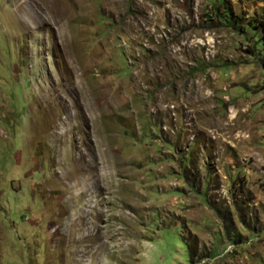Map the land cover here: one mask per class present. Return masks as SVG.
<instances>
[{"label":"rangeland","instance_id":"rangeland-1","mask_svg":"<svg viewBox=\"0 0 264 264\" xmlns=\"http://www.w3.org/2000/svg\"><path fill=\"white\" fill-rule=\"evenodd\" d=\"M256 21L264 0H0V264H264Z\"/></svg>","mask_w":264,"mask_h":264},{"label":"trees","instance_id":"trees-1","mask_svg":"<svg viewBox=\"0 0 264 264\" xmlns=\"http://www.w3.org/2000/svg\"><path fill=\"white\" fill-rule=\"evenodd\" d=\"M230 12L232 13V11H230ZM224 19L227 22L231 23L233 26H236V20H234L232 14L231 15L230 14L224 15ZM259 26L263 27V29H264V21H256V24L253 27L258 28ZM261 40H263V42H264V36H263V39H261Z\"/></svg>","mask_w":264,"mask_h":264}]
</instances>
